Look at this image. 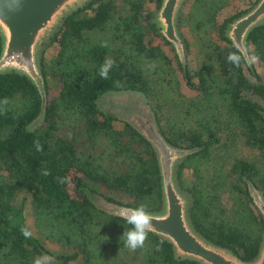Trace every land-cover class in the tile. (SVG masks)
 I'll return each mask as SVG.
<instances>
[{"label":"trees","instance_id":"trees-1","mask_svg":"<svg viewBox=\"0 0 264 264\" xmlns=\"http://www.w3.org/2000/svg\"><path fill=\"white\" fill-rule=\"evenodd\" d=\"M148 1L86 0L62 17L39 52L44 113L28 76L0 72V264H35L44 256L54 257L55 264H204L176 257L172 244L155 232L143 248L128 249L121 237L131 226L89 197L93 191L113 202L145 205L148 211L163 206L154 146L131 122L99 108L97 98L112 90L142 92L169 143L198 147L175 168L176 181L189 196L193 227L242 260L257 256L264 218L245 178L264 197V79L254 64L235 67L227 61L237 47L226 35L229 22L257 0H240L243 8L232 13L230 0H220L211 15L197 19L206 30L216 29L222 41L210 47L222 67L215 84L225 110L219 118L194 120L197 126L188 127L163 121V101L146 61L170 58L161 44L151 43L150 33L171 43L152 18L161 0H153V7ZM180 11L178 32L186 57L190 44L180 28ZM1 43L0 35V50ZM246 46L264 65V21L250 29ZM48 47H54L49 60L44 56ZM172 55L187 85L205 91L204 72L191 73L187 57L184 70L175 51ZM107 60L114 63L104 79L100 72ZM242 144L256 148L259 158L233 149ZM22 228L32 236L26 238Z\"/></svg>","mask_w":264,"mask_h":264},{"label":"water","instance_id":"water-1","mask_svg":"<svg viewBox=\"0 0 264 264\" xmlns=\"http://www.w3.org/2000/svg\"><path fill=\"white\" fill-rule=\"evenodd\" d=\"M86 0H24L21 11L5 15L0 3V72L15 70L28 76L36 85L42 112L46 108V91L39 66V52L44 40L53 32L62 17L82 5ZM184 0H161L153 21L160 33L173 46L185 70L184 45L177 28V15ZM14 0H8L10 9ZM264 21V0L257 2L241 15L229 22L226 35L236 47L246 46V37L252 27ZM253 67V65H248ZM126 100L135 104L137 111L122 115L131 122L154 146L160 166L163 206L159 211H149L153 216V231L167 239L174 255L196 259L204 264H264V234L257 256L253 260H242L230 249L218 245L202 236L192 225L189 215V196L179 187L176 165L183 156L198 147H179L169 143L159 130L155 114L142 92L124 90ZM123 94V93H122ZM128 108V106L126 107ZM254 204L264 218V197L254 184L245 178ZM94 204L108 213L116 215L121 207H133L110 201L100 194L89 191Z\"/></svg>","mask_w":264,"mask_h":264},{"label":"rangeland","instance_id":"rangeland-1","mask_svg":"<svg viewBox=\"0 0 264 264\" xmlns=\"http://www.w3.org/2000/svg\"><path fill=\"white\" fill-rule=\"evenodd\" d=\"M218 2H220V0H184L180 6V28L185 34V39H187L190 44L186 53L187 63L191 73L195 70L204 72L206 79L208 80L206 82L208 83V87H206V90L203 92H199L198 89L187 85L183 73L178 66L175 57L172 55L175 50L172 48L171 44L165 43L159 35L150 33L151 43L161 44L164 51H166V56L170 58L167 60V58L164 57H156L154 60L146 61L148 72H150L153 80L156 81V92L160 93L161 101H163L162 116L165 126H168V124H173L175 126L186 125V127L197 126L194 124V120L199 124V120H204L205 118L213 119L216 116L219 118L221 117L220 113L225 110V106L223 105L224 102L218 95L217 84H215V82L218 81V78L222 77V67L218 64L217 52L211 50V47L214 44H222V41L216 29H213L212 27V29L209 28L206 30L205 26L198 24L200 21L197 20L198 18L203 19L206 16L211 15ZM146 5L153 7V0L146 2ZM228 6L231 13L243 8L240 0H230ZM156 11L157 10L153 13L155 14ZM154 14L152 18L154 17ZM196 14L197 17L194 18ZM218 19H220V17H218ZM178 26L179 25L177 24V28ZM49 36L44 40L41 48L44 46V43L48 40ZM53 50L54 47H48L45 51L44 56L47 60L51 58L50 56L53 53ZM254 66L260 76L264 79V65L257 61ZM213 78H215V80ZM192 80L196 82L197 77L193 76ZM49 83L50 93L55 94L57 86L53 82L51 76H49ZM123 91L124 90L110 91L112 94L111 100L117 104L123 102V98L127 97ZM196 108H198V111ZM188 116L191 117V119ZM233 149H235L238 154L249 157L251 156L257 159L259 158L257 149L251 146L249 147L246 144L238 145ZM3 179L4 176L0 173V180ZM17 197H19V195ZM117 198L123 201H128L127 197L117 196Z\"/></svg>","mask_w":264,"mask_h":264},{"label":"clouds","instance_id":"clouds-1","mask_svg":"<svg viewBox=\"0 0 264 264\" xmlns=\"http://www.w3.org/2000/svg\"><path fill=\"white\" fill-rule=\"evenodd\" d=\"M24 0H14L12 7H7L8 0H0L5 8V15L9 12L15 14L22 10ZM5 19V16H0ZM259 57L250 49L244 47H237L236 51L230 52L227 56V61L235 67H240L242 64L253 65L258 61ZM114 62L107 60L102 66L100 75L102 78H108V71ZM39 150V149H38ZM47 174V173H45ZM116 215L122 219L130 228H126L121 241L125 247L132 251L141 249L145 246L149 233L153 231V216L147 210L145 205L138 207H121L116 211ZM22 234L26 238L32 236V232L27 228L21 229ZM35 264H55V258L50 256L41 257Z\"/></svg>","mask_w":264,"mask_h":264},{"label":"flooded vegetation","instance_id":"flooded-vegetation-1","mask_svg":"<svg viewBox=\"0 0 264 264\" xmlns=\"http://www.w3.org/2000/svg\"><path fill=\"white\" fill-rule=\"evenodd\" d=\"M111 95V92L107 91L97 98L99 108L106 115H113L118 118H122L121 114L128 115V112L132 113L138 110L135 104H132L129 100L126 99H123V102H121L120 104L115 103L111 100ZM127 106L128 108H126Z\"/></svg>","mask_w":264,"mask_h":264}]
</instances>
